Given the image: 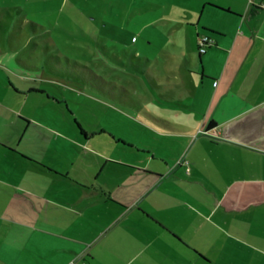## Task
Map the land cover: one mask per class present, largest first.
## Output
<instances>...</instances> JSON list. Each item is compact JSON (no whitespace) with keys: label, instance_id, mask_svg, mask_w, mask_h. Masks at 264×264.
<instances>
[{"label":"crops","instance_id":"crops-1","mask_svg":"<svg viewBox=\"0 0 264 264\" xmlns=\"http://www.w3.org/2000/svg\"><path fill=\"white\" fill-rule=\"evenodd\" d=\"M174 6L148 11L163 39L152 50L151 21L138 31L156 116L138 105L173 154L143 145L139 159L114 158L76 139L78 158L101 161L73 171L64 140L35 136L22 113L45 90L2 50L0 264H264V0ZM202 34L213 43L199 53Z\"/></svg>","mask_w":264,"mask_h":264},{"label":"rangeland","instance_id":"rangeland-1","mask_svg":"<svg viewBox=\"0 0 264 264\" xmlns=\"http://www.w3.org/2000/svg\"><path fill=\"white\" fill-rule=\"evenodd\" d=\"M175 7L174 0H0L3 57L12 59V72L22 69L32 79L29 82L45 90L38 99L29 97L30 106L22 113L34 122L31 128L35 136L42 132L50 141L64 140L66 156L76 160L73 171H89L101 161L94 154L88 155L91 161H86L83 153L78 158L81 152L72 142L76 139L91 152L114 158L139 159L143 153L136 149L143 145H149L157 157L164 149L172 154L176 151L167 144L170 136L156 132L164 130L162 125L150 121L138 105L143 100L156 116L154 105L149 103L153 98L150 85L154 86L144 71L148 66L139 28L151 21L148 28L154 42L148 48L152 50L163 39L153 13L148 11L160 9L172 14ZM144 12V20H140L137 14ZM149 50L151 63L154 55ZM0 73L8 75L3 67ZM46 94L57 101L47 99ZM10 106L20 109L14 103ZM8 117L3 120L8 122L6 126L13 121ZM180 146V142L175 144L177 150ZM114 158L108 159L125 164ZM159 163L158 159L151 162L155 167ZM62 167L71 165L67 162Z\"/></svg>","mask_w":264,"mask_h":264},{"label":"built area","instance_id":"built-area-1","mask_svg":"<svg viewBox=\"0 0 264 264\" xmlns=\"http://www.w3.org/2000/svg\"><path fill=\"white\" fill-rule=\"evenodd\" d=\"M213 43V39L206 34H202L200 36H198L197 38V45H198V51L199 53H204L206 52L207 48ZM201 132H205V133H209L208 131H201ZM213 135H215L213 133Z\"/></svg>","mask_w":264,"mask_h":264},{"label":"trees","instance_id":"trees-1","mask_svg":"<svg viewBox=\"0 0 264 264\" xmlns=\"http://www.w3.org/2000/svg\"><path fill=\"white\" fill-rule=\"evenodd\" d=\"M2 53V49L0 48V54ZM82 132H84V131H82Z\"/></svg>","mask_w":264,"mask_h":264}]
</instances>
